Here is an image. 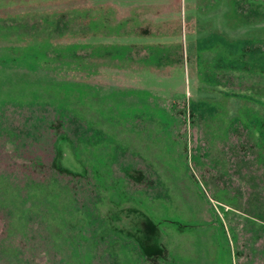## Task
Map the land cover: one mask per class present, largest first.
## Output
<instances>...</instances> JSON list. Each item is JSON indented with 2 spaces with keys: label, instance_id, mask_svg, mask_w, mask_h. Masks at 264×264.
<instances>
[{
  "label": "rangeland",
  "instance_id": "374dc122",
  "mask_svg": "<svg viewBox=\"0 0 264 264\" xmlns=\"http://www.w3.org/2000/svg\"><path fill=\"white\" fill-rule=\"evenodd\" d=\"M0 264H264V0H0Z\"/></svg>",
  "mask_w": 264,
  "mask_h": 264
},
{
  "label": "trees",
  "instance_id": "16d2710c",
  "mask_svg": "<svg viewBox=\"0 0 264 264\" xmlns=\"http://www.w3.org/2000/svg\"><path fill=\"white\" fill-rule=\"evenodd\" d=\"M103 18H101L100 20H102ZM142 250L145 252V253H154V254H156V252H158L159 251V249L158 248H148V249H144V248H142Z\"/></svg>",
  "mask_w": 264,
  "mask_h": 264
}]
</instances>
